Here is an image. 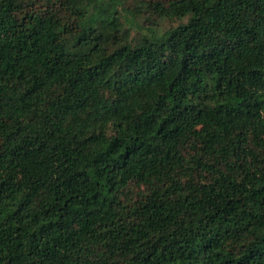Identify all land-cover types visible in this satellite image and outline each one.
Segmentation results:
<instances>
[{
    "label": "trees",
    "instance_id": "obj_1",
    "mask_svg": "<svg viewBox=\"0 0 264 264\" xmlns=\"http://www.w3.org/2000/svg\"><path fill=\"white\" fill-rule=\"evenodd\" d=\"M0 264H264V0H0Z\"/></svg>",
    "mask_w": 264,
    "mask_h": 264
},
{
    "label": "rangeland",
    "instance_id": "obj_2",
    "mask_svg": "<svg viewBox=\"0 0 264 264\" xmlns=\"http://www.w3.org/2000/svg\"><path fill=\"white\" fill-rule=\"evenodd\" d=\"M138 23L139 24L142 23V19L139 16L137 17V19H135V24L138 25ZM159 23H160V30L162 32H164L171 25V22L168 19H161L159 21ZM134 30H135V28H134ZM258 184L259 183L257 182L256 185H258Z\"/></svg>",
    "mask_w": 264,
    "mask_h": 264
}]
</instances>
